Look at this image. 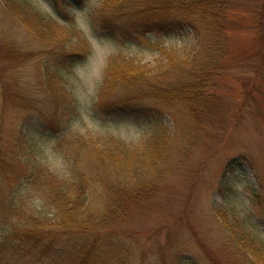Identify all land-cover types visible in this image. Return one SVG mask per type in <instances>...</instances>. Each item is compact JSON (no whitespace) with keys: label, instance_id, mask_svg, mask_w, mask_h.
<instances>
[{"label":"rangeland","instance_id":"obj_1","mask_svg":"<svg viewBox=\"0 0 264 264\" xmlns=\"http://www.w3.org/2000/svg\"><path fill=\"white\" fill-rule=\"evenodd\" d=\"M103 1L0 0V264H47L22 251L12 258L10 211H47L37 185L66 180L78 137L124 145L161 180L111 230L71 231L58 249L86 237L111 264H264V0H230L227 54L205 94L210 114L196 117L153 99L129 102L120 83L104 96L116 61L168 82L170 58L186 70L201 44L189 28L135 32L112 22ZM136 1L118 4L134 11Z\"/></svg>","mask_w":264,"mask_h":264},{"label":"trees","instance_id":"obj_2","mask_svg":"<svg viewBox=\"0 0 264 264\" xmlns=\"http://www.w3.org/2000/svg\"><path fill=\"white\" fill-rule=\"evenodd\" d=\"M120 1H103L109 11L106 14L108 20H125L124 23L132 26L135 32L177 33L189 28L199 39L201 52L186 70L179 67L178 58L171 57L166 73L173 70L174 75L168 76V82L160 78L161 73L152 76L144 67L116 61L108 68L104 96L120 83L135 97L129 102L153 99L171 109L184 107L194 117L199 116L195 115L197 112L210 114V97L205 94L210 88V71L227 54L230 0H137L134 11L124 10L118 4ZM145 121L158 122L156 117ZM158 123L162 124L161 121ZM163 142L167 144L166 140ZM105 144L112 150L93 138L78 137L76 142L69 144L65 154L66 180L50 177L45 184L37 185L36 182V190L46 203L47 211H30L28 206L10 211L18 220L11 231L13 242L9 251L12 258L19 257L18 253L22 251L32 262L35 258H46L47 264H111L108 261L113 260L108 259L105 248L94 241L76 238L58 249L60 237L71 231L97 234L111 230L128 215L129 203L139 201L141 194H150L157 189L161 174L158 168L148 171V162L141 167L133 164L135 157L124 145L113 140ZM162 146H157L154 151H160ZM122 153L124 158H121ZM154 162L156 159L151 160L152 164ZM37 176H40L39 172ZM258 249L264 255V246Z\"/></svg>","mask_w":264,"mask_h":264}]
</instances>
